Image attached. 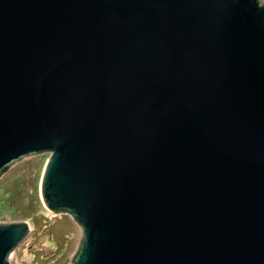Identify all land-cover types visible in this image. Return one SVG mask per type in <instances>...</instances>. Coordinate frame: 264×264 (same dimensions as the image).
<instances>
[{
  "label": "water",
  "instance_id": "water-1",
  "mask_svg": "<svg viewBox=\"0 0 264 264\" xmlns=\"http://www.w3.org/2000/svg\"><path fill=\"white\" fill-rule=\"evenodd\" d=\"M42 153L70 264H264V4L0 0V175Z\"/></svg>",
  "mask_w": 264,
  "mask_h": 264
},
{
  "label": "rangeland",
  "instance_id": "rangeland-1",
  "mask_svg": "<svg viewBox=\"0 0 264 264\" xmlns=\"http://www.w3.org/2000/svg\"><path fill=\"white\" fill-rule=\"evenodd\" d=\"M47 158V153L27 156L0 175V223L22 220L30 227L10 253L11 264H70L82 238L68 214L53 213L42 203L39 184Z\"/></svg>",
  "mask_w": 264,
  "mask_h": 264
},
{
  "label": "trees",
  "instance_id": "trees-1",
  "mask_svg": "<svg viewBox=\"0 0 264 264\" xmlns=\"http://www.w3.org/2000/svg\"><path fill=\"white\" fill-rule=\"evenodd\" d=\"M33 221L35 222V220H34V219H33ZM36 221H37L36 223H37V224H39V221H40V220H39V219H36Z\"/></svg>",
  "mask_w": 264,
  "mask_h": 264
},
{
  "label": "built area",
  "instance_id": "built-area-1",
  "mask_svg": "<svg viewBox=\"0 0 264 264\" xmlns=\"http://www.w3.org/2000/svg\"><path fill=\"white\" fill-rule=\"evenodd\" d=\"M9 259H10V256H9Z\"/></svg>",
  "mask_w": 264,
  "mask_h": 264
}]
</instances>
